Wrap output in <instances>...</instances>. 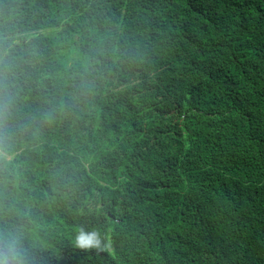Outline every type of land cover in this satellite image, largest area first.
<instances>
[{
	"label": "trees",
	"instance_id": "1",
	"mask_svg": "<svg viewBox=\"0 0 264 264\" xmlns=\"http://www.w3.org/2000/svg\"><path fill=\"white\" fill-rule=\"evenodd\" d=\"M0 146L26 264H264V0H0Z\"/></svg>",
	"mask_w": 264,
	"mask_h": 264
},
{
	"label": "clouds",
	"instance_id": "2",
	"mask_svg": "<svg viewBox=\"0 0 264 264\" xmlns=\"http://www.w3.org/2000/svg\"><path fill=\"white\" fill-rule=\"evenodd\" d=\"M7 159V151L0 146V160ZM131 213H128L130 215ZM99 231L81 229L76 236V246L80 249H99L104 243ZM0 264H26L25 253L14 237L0 238Z\"/></svg>",
	"mask_w": 264,
	"mask_h": 264
}]
</instances>
